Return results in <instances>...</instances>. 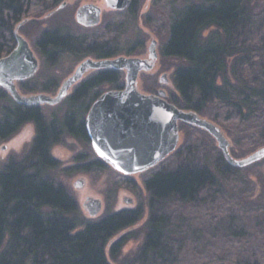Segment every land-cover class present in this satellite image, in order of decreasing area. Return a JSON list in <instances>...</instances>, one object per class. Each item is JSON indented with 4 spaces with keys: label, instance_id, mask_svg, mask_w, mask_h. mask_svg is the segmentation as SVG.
Listing matches in <instances>:
<instances>
[{
    "label": "trees",
    "instance_id": "trees-1",
    "mask_svg": "<svg viewBox=\"0 0 264 264\" xmlns=\"http://www.w3.org/2000/svg\"><path fill=\"white\" fill-rule=\"evenodd\" d=\"M60 1L0 0V57L16 46L15 25L54 11ZM254 1H188L171 9L162 45L163 56L180 61L174 72L179 97L169 101L232 132L243 154L264 144V3L256 9ZM118 13L125 19L102 28L56 23L40 31L35 46L52 66L66 56L133 54L142 39L127 47L124 35L135 26L129 20L137 14L136 0ZM36 76L20 82L21 89L56 90L52 80L30 86ZM124 84L121 70L92 71L49 113L16 103L0 88V139L28 122L36 127L29 151L0 170V264H111L109 242L143 219L140 208L88 219L53 174L60 166L53 146L71 136L92 149L85 123L90 107L106 88ZM184 126L192 131L185 143L145 177L144 242L121 264H264V175L260 197L248 201L243 191L251 186L249 169L229 164L205 131ZM106 167L93 158L85 170Z\"/></svg>",
    "mask_w": 264,
    "mask_h": 264
},
{
    "label": "rangeland",
    "instance_id": "rangeland-1",
    "mask_svg": "<svg viewBox=\"0 0 264 264\" xmlns=\"http://www.w3.org/2000/svg\"><path fill=\"white\" fill-rule=\"evenodd\" d=\"M188 1L203 2L205 0H136L137 14L135 18H130L129 21H136L135 26L137 27V30H135V26L133 25L128 28L129 31L125 33L124 37H126V41L128 38L129 42H127L125 46L128 47L129 45H135L137 38L142 39L143 44L139 47V50L133 54L120 55L147 58L149 55V46L151 41L153 39H157V49L159 53L158 59L156 60L157 64L150 71H142L138 77V88L142 92L151 93L156 89L162 88L167 91L168 100L170 97H179V93L174 82V72L180 61L176 58H167L163 56L162 45L168 35L171 9L180 7ZM89 2L96 3L103 8L101 23L95 27H92L93 29L96 27H105L110 21H121L120 19L124 18L123 15L120 16V13L118 12L125 11L126 9L111 10L106 7L105 0H61L60 3L55 7L54 11L46 13L42 16H38L37 14L29 15L24 18L22 22L15 25L13 30L14 35L16 31L24 35L30 42L40 60L39 70L36 74L37 76L34 80L29 81L30 86H33L36 81L40 84H43L50 80L56 82L58 85L54 92H26L22 90L21 87H19L22 94L32 95L46 92L51 95H55L63 81L75 71L78 64L83 59L92 57L87 56L85 58L79 59L74 56H66L62 58L57 64L52 66L44 61L43 57L40 55L35 46L36 37L40 31L46 27L53 26L56 23L64 22L75 27L80 26L84 28L76 20V11L79 6ZM263 3V0H255L253 5L256 7V9H259L263 6ZM211 30L212 29H210L208 33ZM90 73H92V71L86 74L85 77ZM164 73H167L168 76L167 83H163L160 80ZM75 86L70 90L69 95L73 93ZM110 89L111 88H106V91ZM61 103L57 105H42L41 107L49 113L58 110L61 106ZM202 116L212 120L208 116ZM214 122L217 123L216 121ZM217 124L222 128L223 132L230 140L231 152L233 156L237 158L245 157L262 146L260 145L252 151L243 154L241 153L242 151H240V149H242L240 144H238L236 141V135L222 127L219 123ZM184 125L187 124L180 125L181 138L178 148L173 153H175L185 143L188 136L192 133V131L186 128ZM205 133L209 135L208 138L218 147L213 136H211L206 131ZM35 136V124L33 122H28L8 139H0V170L9 159L20 157L28 152L32 146ZM4 145L6 146V149H2V146ZM218 149L220 150L219 147ZM51 153L58 160L60 165L57 170L53 171V174L56 176L57 180L64 184L73 194L78 202L80 210L86 218L96 219L107 212H116L135 208H140L143 211V219L134 226L117 233L109 242L106 250L107 259L111 264H121L124 259L134 256L144 242V224L149 214V194L144 183L145 177L151 171L158 169L162 167V165L168 163V159L173 153L166 157L161 163L150 168L149 170L133 175L122 174L107 163V167L102 170H85V166L90 160L99 157L94 152L93 148H88L86 145L71 136H66L62 142L54 145ZM245 168L249 169L248 178L251 182V186H245V190L243 192L248 197V201L253 202L258 199L261 194L262 176L264 175V159ZM79 179L84 180V185L82 187H78L76 184ZM90 196L99 198L103 202V209L101 213L94 218L89 215L86 207L84 206V202ZM125 197L132 198L133 202L128 204L125 201ZM120 241H124V243L122 246L117 247L118 251L114 250V246Z\"/></svg>",
    "mask_w": 264,
    "mask_h": 264
},
{
    "label": "water",
    "instance_id": "water-1",
    "mask_svg": "<svg viewBox=\"0 0 264 264\" xmlns=\"http://www.w3.org/2000/svg\"><path fill=\"white\" fill-rule=\"evenodd\" d=\"M131 3L132 0H105L106 7L111 10H125ZM102 16V6L93 2L82 4L76 11L77 22L86 28L99 25ZM15 39L14 49L0 57V86L21 105H57L91 71L111 68L125 72L124 87L110 89L100 95L90 107L85 121L94 152L122 174L145 172L173 153L179 146L181 124L199 128L213 136L225 159L234 167L245 168L264 159V145L245 157L233 156L230 140L213 120L170 102L165 89L154 94L138 88L140 73L152 70L158 59L157 39L151 41L147 58L119 55L83 59L55 95L46 92L24 95L20 92L17 83L34 77L40 60L24 35L16 31ZM161 82H168L167 73L161 76ZM76 184L82 187L84 180L79 179ZM125 201L128 204L133 202L130 197H125ZM84 206L94 218L101 213L103 202L90 196Z\"/></svg>",
    "mask_w": 264,
    "mask_h": 264
},
{
    "label": "flooded vegetation",
    "instance_id": "flooded-vegetation-1",
    "mask_svg": "<svg viewBox=\"0 0 264 264\" xmlns=\"http://www.w3.org/2000/svg\"><path fill=\"white\" fill-rule=\"evenodd\" d=\"M14 37H15V35H14ZM7 55V54H6ZM5 56V55H4ZM3 57V56H2ZM156 64L157 63H155V66H156ZM154 66V67H155ZM161 80V79H160ZM20 82H22V81H19L18 83H17V85H18V88L20 87L19 86V84H20ZM0 88H2V89H4L3 87H1L0 86ZM162 88H160V89H156L155 91H152L151 93H154V94H158L159 93V91L161 90ZM5 90V89H4ZM20 90V89H19ZM6 91V90H5ZM167 92V91H166ZM9 94V93H8ZM10 95V94H9ZM11 96V95H10ZM12 97V96H11ZM14 100V99H13ZM15 101V100H14ZM16 102V101H15ZM17 103V102H16ZM5 146V145H4ZM4 146H2V149H6V147L5 148H3Z\"/></svg>",
    "mask_w": 264,
    "mask_h": 264
}]
</instances>
